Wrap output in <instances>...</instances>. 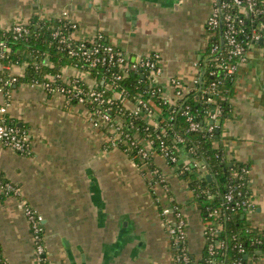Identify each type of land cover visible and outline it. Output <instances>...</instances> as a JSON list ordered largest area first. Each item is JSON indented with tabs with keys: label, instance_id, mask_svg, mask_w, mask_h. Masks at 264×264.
Here are the masks:
<instances>
[{
	"label": "crops",
	"instance_id": "0c3cea01",
	"mask_svg": "<svg viewBox=\"0 0 264 264\" xmlns=\"http://www.w3.org/2000/svg\"><path fill=\"white\" fill-rule=\"evenodd\" d=\"M212 8L213 0H0V30L28 26L36 17H65L78 24L76 40L94 41L103 34L131 60L158 52L164 92L170 96L171 76L190 89L203 73ZM28 55L25 51L20 62L0 61V75L19 79L9 95L0 92V105L7 104L9 121L27 129L31 140L28 154L0 145V176L21 190L19 197L0 191V247L6 264H39L21 198L45 217V264H176L161 213L163 205H170L163 188L155 185L153 196L133 159L109 147L104 128L91 124L88 106L66 105L61 95L23 80ZM59 74L95 82L71 64ZM228 103L214 146L230 161L250 167L254 204L247 222L264 234V47L249 50ZM156 162L187 221L188 248L199 257L206 242L204 221L189 181L180 176L178 164L161 157ZM255 262L264 264V254Z\"/></svg>",
	"mask_w": 264,
	"mask_h": 264
},
{
	"label": "built area",
	"instance_id": "2783aa9c",
	"mask_svg": "<svg viewBox=\"0 0 264 264\" xmlns=\"http://www.w3.org/2000/svg\"><path fill=\"white\" fill-rule=\"evenodd\" d=\"M257 3L258 0H213V8L206 25L211 37H216L217 35H220V37L212 45L209 54L206 56V62L202 65L203 73L195 78L190 89L186 87L180 77L171 76L169 81L174 88V92L168 96L164 92L162 84L164 69L161 64L160 53L153 52L131 60V57L123 49L106 42L103 34H99L97 40L94 41L86 39L76 40L73 34L78 29V24L65 17L61 19H66L73 31L65 32L58 28L53 32V38L57 39L61 49H66L71 56L77 59L75 64H73L77 71L94 76V84L89 85L81 76L63 79L58 74L56 76L59 80L58 84L54 82L52 76L41 83L29 82V85H41L47 93L61 95L66 101V105L83 104L88 106L91 124L96 128H104L107 133L106 142L108 146L120 148V145L123 144L124 148L120 149L128 155L135 151L138 159L136 160L134 157L132 159L136 167L148 179L153 180L156 175H159L160 179L155 182L154 186L161 185V188L168 195L170 186L166 176L157 165V157L162 156L170 165L178 164L179 174L190 172L199 179H203L206 175L212 173L209 164L196 151L186 148L185 137L179 133H174L173 135V146L158 135L160 143L159 148H157L153 138L142 135L141 128L136 126L135 119L140 118L145 121V124H142L143 131H147L150 126L161 127L162 122H165V127L172 129L177 107L182 104L180 112L186 117L189 131L213 133L219 130L223 114L219 102L223 95L220 92L225 87L220 85L222 78H219L218 81H213L208 88H203L204 77L208 73V61L213 60L214 66L219 71L225 73L226 70L225 75L228 72L236 75L239 66L247 59L249 50L259 41L264 43V22L250 28L246 26L247 17H257L260 12ZM8 30L13 32L15 38L29 33V28L23 24H15L6 31ZM221 37L224 39L223 46ZM11 49L8 41L0 40V60L7 58ZM223 49H226V55H223ZM97 68H101V71L94 72ZM216 72V70H212L210 73L215 75ZM133 73L140 75L141 81H145L147 88L145 92L138 90L130 93L129 90L123 87V82L129 79ZM18 80L17 76L0 75V92L9 95L11 90L6 91V87H13ZM138 82L140 83V81ZM109 90L113 91V97H107ZM191 94L201 95L210 105L204 122L202 121L203 124L196 119L191 106H185L184 102ZM154 97H158L159 105L169 103L172 106V113L166 114L162 108L154 106L152 104ZM115 98L121 99L122 102L116 114H113ZM7 108V104L0 105V145L22 154H28L31 152L29 132L15 123L7 122ZM224 158L228 163L234 162L230 161L226 156ZM182 160L184 162L180 164ZM242 171L249 175L250 168H242ZM234 175L238 176L239 172L235 171ZM162 183L168 185L163 186ZM0 191L7 196L19 197L21 195L20 187L5 180L3 177L0 178ZM209 197L213 198L214 195L209 193ZM242 197L243 192L231 186L225 194L227 205L223 204V206L226 209H230L228 203L236 199V206L246 205L249 211L254 204L253 196L251 195L248 199ZM169 198L170 205L163 206L161 213L164 217L172 246L175 249V262L176 264H198L202 255L195 257L188 248L187 221L182 208L173 196L169 195ZM20 201V206L31 231L37 261L39 264H45V217L26 199L21 198ZM209 210L210 215L215 217H220L227 213L223 207L210 208ZM216 225L217 228L205 225L203 229L206 241L205 247H207L210 255L205 259V264H257L255 261L264 254V246L257 247L255 255L251 254L237 234L233 237L236 240L235 247L243 257H237L232 263H228L226 258L217 259L215 257L216 248L217 246H225V242L215 239L216 234L224 228V224L217 222ZM246 255L247 258H245ZM3 258V251L0 247V262Z\"/></svg>",
	"mask_w": 264,
	"mask_h": 264
},
{
	"label": "trees",
	"instance_id": "16d2710c",
	"mask_svg": "<svg viewBox=\"0 0 264 264\" xmlns=\"http://www.w3.org/2000/svg\"><path fill=\"white\" fill-rule=\"evenodd\" d=\"M257 7L260 10L258 16L254 18L247 17L246 26L248 28L264 22V0H258ZM27 27L29 28V33L19 38H15V35L11 30H0V40L8 41L12 48L8 57L0 61H3L4 63L20 62L23 53L26 51L29 54L28 57L30 65L27 72L23 76V80L28 83H41L48 79L44 75L50 74L53 76L54 82L58 84L59 80L56 76L60 73V69L66 65H73L77 61V59L71 56L66 49H61L57 39L53 38V32L58 28L65 32H72L73 30L69 27V22L66 19L49 21L36 17ZM219 37L220 35L210 38L209 47L207 48L205 56L201 59V63L206 62V56L209 54L210 48ZM257 44L264 47V43L262 41H259ZM222 53L223 55H226V49H223ZM214 65L215 63L213 60L208 61V73L204 77L203 88H208L213 81H218L219 78H222V83L220 85H224L225 89L220 92L223 97L219 102L223 110V117L230 105L228 103V99L232 94L235 75L230 72L225 75L226 70L225 73L223 71H219V69H217ZM212 70L217 71L215 75H211L210 72ZM96 71H101V68L95 69L94 72ZM141 79L140 75L133 73L129 79L123 82V87L129 90L130 93H134L138 90L145 92L147 90L146 83L143 80L141 81ZM138 81H140V83ZM12 88V86L6 87V91L11 90ZM112 94L113 91L109 90L107 92V97H113ZM114 101L115 108L112 113L116 114L122 101L119 98H115ZM184 103L185 106H191L196 119L203 124L205 116L207 115V109L210 107L209 103H207L199 94L189 95ZM152 104L162 108L166 114L172 113V106L169 103H162L159 105L158 97H154ZM181 106L183 105L181 104L177 107L178 109L175 114V119L173 120L172 129L165 127V122H162L161 127L150 126L147 131H143L142 124H145V121L140 118L135 119L136 126H140L143 136L150 137L155 140L157 148H159L160 143L158 135L160 138H163L167 143L173 146V135L174 133H179L185 137L187 149H193L198 155L207 160L210 171L212 172L211 179L207 178V176L203 179H199L195 174L190 172L182 173L180 176L189 181L190 188L193 190L194 194V202L197 204L202 213L204 224L208 227L212 226L213 228H217V222H222L224 224V228L216 234L215 239L225 242V246H217L215 257L217 259L226 258L228 263H232L237 257H243V255L240 254L235 247L236 240H234L233 237L236 234L238 238L244 242L246 249L250 251L251 254L255 255L257 247L264 246V234L261 230L251 226L247 222L248 207L246 205L236 206V199L228 203L230 205V209H226V207L223 206V204L227 205L225 194L229 191L231 186H234L236 189L243 192L242 198L248 199L252 195L249 188V175L242 171V168H248L249 166L239 162L228 163L224 160L225 155L223 151L214 146L215 142L219 138L220 129L219 132L215 131L213 133L206 131H189L186 117L182 114V112H180ZM7 122L13 123L9 121L8 117ZM20 127L25 129L23 126ZM118 144L120 145L119 142ZM120 148L123 149L124 145L121 144ZM129 155L131 158L134 157L136 160L138 159L135 155V151ZM235 171L239 172L238 176L234 175ZM0 178L2 177L0 176ZM159 179V175H156L153 180L148 179L149 186L152 188V194L155 197H157V195L153 186ZM162 184L163 186L168 185L166 183ZM208 191L214 195L213 198L209 197ZM168 195L172 196V192L169 191ZM216 207H223L224 211L227 212L226 215L223 214L220 217L210 215L209 209ZM209 256L207 247H204L202 258L198 261V264H205L204 261ZM5 263L6 262L3 258L0 264Z\"/></svg>",
	"mask_w": 264,
	"mask_h": 264
},
{
	"label": "rangeland",
	"instance_id": "374dc122",
	"mask_svg": "<svg viewBox=\"0 0 264 264\" xmlns=\"http://www.w3.org/2000/svg\"><path fill=\"white\" fill-rule=\"evenodd\" d=\"M153 53V52H152ZM15 151V150H14ZM162 159H163V161L164 162H166L167 163V161L162 157V156H160ZM138 169V168H137ZM160 187H161V185H159ZM149 189L151 190V193H152V188L149 186ZM166 194V198L169 200L170 198H169V195H167V193H165ZM19 202H21L20 200H19ZM164 206V205H163ZM29 225V224H28ZM204 227H205V224H203V229H204ZM30 229V228H29ZM30 234H31V231H30ZM31 237H32V235H31ZM32 243H33V246H34V242H33V239H32ZM35 248V247H34Z\"/></svg>",
	"mask_w": 264,
	"mask_h": 264
},
{
	"label": "water",
	"instance_id": "95a60500",
	"mask_svg": "<svg viewBox=\"0 0 264 264\" xmlns=\"http://www.w3.org/2000/svg\"><path fill=\"white\" fill-rule=\"evenodd\" d=\"M221 44H222V46L224 45V39H223V37H221ZM217 132H219V130H217ZM207 178L211 179L212 178L211 177V174H208L207 175ZM245 258H247V255L245 256Z\"/></svg>",
	"mask_w": 264,
	"mask_h": 264
}]
</instances>
